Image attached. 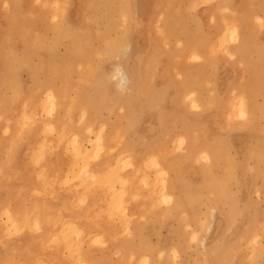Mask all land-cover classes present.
<instances>
[{"label": "rangeland", "instance_id": "1", "mask_svg": "<svg viewBox=\"0 0 264 264\" xmlns=\"http://www.w3.org/2000/svg\"><path fill=\"white\" fill-rule=\"evenodd\" d=\"M122 1L125 0H95V2L94 0H0V128H1L0 154L3 153V157H5L6 154L5 147L8 146L13 147V145L16 146L21 142L26 141L29 138V136L35 134V132L36 135L38 134L42 135V140L44 141L45 140L51 141L54 139L58 141H62V140H68L67 139L68 137L70 138L68 141L71 142L77 141L78 144H80L81 142L82 146L84 145V143H86V145L89 146L93 145L94 151H97V149L98 151H100L102 149L101 145L98 143V141L96 142L99 132L100 134H104V132L110 133L114 130V128L116 129L115 126L119 124H114V123L115 122L118 123L117 120L122 117L121 107L122 105L123 106L127 105V102L121 104V102L127 101V97L124 98L123 96L121 99L117 98L118 92L116 90L118 89L115 83L116 80L115 77H112L114 66L117 63H121V65L124 66L123 68L126 70V72L129 71L131 74L132 73L134 74L133 70L136 69V66L137 68L138 67H140L141 69L143 68L142 71L144 78L142 77L143 78V82H142L143 84H141L142 93H140L141 96L138 95L136 99L131 98L133 102L131 101V104H129V106L126 107L125 113L128 116V118L122 117L124 119L121 121L122 123L121 130L123 131L124 129H126L125 131L126 133L124 132V137H123L124 139L123 140L120 139V141L122 143L123 142L125 143V142H129V140H132L133 138H136L138 143H136L137 145L134 147L137 148V146L140 145V143L146 142L152 137L153 138L155 137L154 139H156L157 137V140H159L158 143L165 145L162 146L164 148H162V150L159 151V153L161 152L160 155H162L161 160L163 157H165V160H162V162L168 161L173 163L174 161L175 167H177L178 165L180 166V167L178 166L177 169L176 168L173 169V172L171 170L168 173L169 178H166L165 174L160 173L157 170L158 169L157 166L156 168H154L152 164H149L151 165V167L149 166L148 168L147 167L145 168L147 172L149 170L148 176L150 175L151 177V178L148 177L150 182V190L152 191V195L157 198L155 200L154 205L144 209L145 214L143 221H145L147 225H149L150 223V229L146 231L144 230L146 234L143 235V239L146 242L149 241L148 243H151L150 244L151 247L145 246L147 247V249L145 250L146 253L145 255L152 257L153 255L157 254V259H158L160 257L158 255L162 250V247L166 246L169 242H173V244L176 245L177 249H179L178 251L179 254L178 260L180 261L179 264H184L185 262H186L185 264H200V263L203 264L206 263L207 258H209L210 256L209 255L210 253H208L209 251L216 252L217 250L218 252H220L219 250H222V247L225 246L227 250H230L229 245L231 243V240L236 237L235 235L237 234V231H241L238 229L245 228L247 229L246 233L248 234V237L245 238L246 240L243 238L241 240H238L239 242L235 243L234 247L237 251L233 250L232 252L233 254H230L228 252L229 255H231V258L229 256V259H231V263L227 262L226 264H263L264 263V232H263L264 231V224H263L264 223V158L260 160L258 159L254 160L255 158H252V155L250 156V154L248 153L250 149L252 151L258 149L257 143L259 141L264 143V120H263L264 113L261 112L262 110L264 111V108L260 109V111L257 110L258 109L257 105L260 106L262 102L263 104H261V107L264 106V93H263L264 92L263 90L264 89V64H263L264 55H262L264 53L263 51L264 50V19H263L264 17L262 18V14H263L262 12L261 13L259 12L260 15L257 14L258 12H256V10L257 9L259 10V8H256L255 10V6L258 7L257 2H260V0H256V1L253 0L254 6L252 3L253 1L251 2L250 0H237L238 2L241 3L238 4L237 8L239 9L236 10L229 9L226 6L227 5L225 3L226 0L223 1L173 0L174 3L171 0H127L125 2ZM163 4H165L164 7ZM123 5L125 6V8L123 7ZM243 9L244 10L246 9L247 13H249V9H251L250 10L251 12L249 13L251 14V16H248L249 14H247L246 16V11H244ZM164 10L167 11L166 15H169V18L165 17V14L163 16L161 15V12L163 13ZM254 10L256 13L254 12ZM100 11H102V14H100ZM235 12L239 15V17L236 14L234 15ZM243 12L244 15H242ZM170 13H172V15H174L175 17L170 18ZM229 15L230 17L231 15L236 16V18L239 19L240 17L243 16L244 18L242 17V20L245 19V17H248L247 19L248 25L253 24L252 27L251 25L249 27L251 28L249 31V37H247V35L240 36V38L236 41L228 39L229 38L227 37L228 33L225 34V32H227L228 30L224 29V27H225V21L230 18ZM87 17L89 18L91 17V18L89 19ZM195 18L197 19L198 22L196 21ZM116 20H120L117 21L118 23L116 22L117 25L113 24L115 23ZM172 20H174L173 22L174 28L172 29L169 28V30L168 28L165 29L166 24L170 23ZM252 20L254 21V23ZM161 21H164V23H162ZM121 23H123L124 26H122ZM184 25L187 28L184 27ZM198 25H200L199 28H197ZM184 28L189 30L187 31L188 33H191L190 35L194 33L192 36L193 41L196 42V48L198 47L197 50L199 48L201 50L199 49L197 51L196 49H191V50L184 49L183 47L184 45H182L183 44L182 31ZM186 29L184 30L186 31ZM216 29L218 30V32L217 35H215L213 38L206 36L208 34L207 32ZM198 30L200 33L198 32ZM120 31L123 32L121 33ZM195 32L198 33V36L195 34ZM201 33L203 34V36H201L202 35ZM109 34L111 35L109 36ZM78 35H80L81 37ZM223 35L224 36L226 35L227 38L225 39ZM207 37H209L208 38V40L210 39L209 41L206 39ZM220 38L222 39L221 41H223L222 43L220 41ZM258 42L259 43L261 42V44H259ZM241 43L244 44V46L246 44L249 45L251 49L248 47L249 48V51L247 50L248 53H246L247 52L246 46L245 48L243 46V49L241 50ZM73 45L74 47H72ZM198 45H201V47ZM230 46L231 48H229ZM152 49L153 51H150ZM228 50L231 51L229 52ZM104 51H107L108 53L105 52L106 53L105 54ZM163 51L166 53H163ZM109 52L110 53L113 52V53L109 54ZM102 53L105 55H103ZM204 53L209 54L212 57H209L208 55L206 57V54ZM247 56H248V60H246ZM88 57L89 58L91 57L90 61L87 59ZM204 58L207 59L204 60ZM233 61L234 63H232ZM81 62H83V64ZM180 62L181 64H179ZM198 62L202 66L201 68L203 70V73L201 74L200 72H202V70H200L201 69L200 65L198 67L197 65ZM201 62L202 63L205 62L204 65H202ZM147 63H149V65H147ZM151 63L153 64L151 65ZM195 63L197 66L195 65ZM230 63L234 65L233 68L232 65H230ZM182 64H186L189 67L186 65L181 66ZM146 66H150V68L149 67L147 68ZM194 66L195 69L197 68V70H191L194 69ZM12 68H14V70ZM249 68L250 70H248ZM87 69L89 70L88 73H86ZM251 69L253 72L251 71ZM184 71L191 76V77L188 76L189 80L187 79L188 83L192 80L189 84L193 82L197 84L199 78L204 74L203 77H201L203 79V80L201 79L202 81L201 86L203 87L201 91V96H202L201 104L198 101L196 102L197 104H195L196 106H194L195 102L190 98L185 97L184 100L183 99L181 100V98L179 97L176 98V90L178 87L177 83L182 82V77L184 75V73L182 72ZM192 71L194 73H192ZM260 71L261 73H259ZM180 75H181V79H180ZM179 79L180 81H178ZM259 79L262 82H260ZM98 81L100 82V84H98L99 83ZM9 82L10 83L13 82V84L10 85ZM74 82L76 85L74 84ZM171 82L172 84H170ZM248 83L250 84L249 92L250 93L252 91L254 92V94L251 95V97L255 96L254 97L255 99H253V103L254 101L255 103L257 101L258 103V104L254 103V105H256L255 108H253L255 112L253 110H252L253 112H250L252 113L251 117L249 116L250 113L245 114L239 112L241 109L239 108L240 98H242V95H244V91H242L241 88L239 89V86L243 87V90H247L248 88L244 89V87H248L247 85ZM49 86L55 88V90L59 92L61 90V94L63 95L62 105L57 103L58 105L56 104H55L56 106L54 105L56 108L55 107L52 108V103L47 97L48 95L47 90L50 88ZM151 86L155 88L154 92L158 90L161 93V95H163L161 97L160 94L155 93L156 95H158V97L155 95V99L161 98L160 100H163V101H160L159 99L156 100V102H158L156 106H155L156 102L153 103L151 101L153 95H151V98L149 97V99H147V97L145 96V94L147 93V89L149 88L148 90H150ZM237 89H239V91ZM99 91H101V93H99ZM150 91H152V89ZM102 92L104 95L102 94ZM96 96L98 99L97 105H95ZM86 98H89L90 102L85 101ZM218 99H220L219 101H221L220 107H219V101H217ZM83 100L86 104L82 103ZM55 101L58 102L57 97ZM100 101L105 102V104H103ZM80 103H82V105ZM198 103L200 104L199 105L200 107L198 106ZM158 104L161 105L162 107L161 109H159L160 105ZM153 105L156 108L153 107ZM132 106H134V109L132 108ZM213 106L215 108H213ZM63 109L64 112H62ZM95 110H97V114L94 113L96 112ZM175 110L180 112L177 113ZM59 112H62V115L66 119L65 122H67L65 123L63 121L61 128L59 125H57V120H56L57 116L59 115ZM260 112L261 114H259ZM28 113L30 114L29 115L30 118L28 117ZM76 113H78L79 115V119H78L79 125L82 126L83 128L81 132H78L72 128L74 125L73 118L76 116ZM240 113L243 114V118L241 117L242 115ZM206 116L208 119L206 118ZM248 117L249 119L250 118L255 119L254 124L250 123L249 125H247L246 121ZM30 119L33 120L30 121ZM131 120L133 122L135 121L136 122L132 123ZM103 121H105L106 124L108 125L103 127L102 125ZM181 121L183 122L185 121L186 124L182 123ZM20 122H22V124ZM129 122L132 124H130ZM17 125L19 126V128ZM199 125L201 126V128ZM134 126H136V128ZM254 126H256V128H254ZM64 127L66 129L65 131H64ZM190 127L192 129L191 130L192 136L199 134L197 135V143H199L200 141L201 142L207 141L205 145L208 146L215 145L216 147H218V143L221 142L219 143V145H221V148L219 146L218 150L221 154L224 153L225 155L224 154L223 155L227 157V159L225 158L223 163H222V159H220L221 162L219 161V165H217L216 168L214 167L212 170H210L208 174L205 173L204 176L201 173V171H203L201 166L206 164L207 162L201 161L203 159L199 158L198 159L199 161L193 160L192 162H185L183 166L180 165L182 161V156H184L185 153V149H184L185 143L180 145L178 141V136L181 133H183L185 128H190ZM198 127L200 130H198ZM25 129H27V131ZM161 129H162L161 131L162 133L160 132ZM254 129L256 130L259 129V131H256L255 133L253 131ZM54 130L56 134L54 133ZM202 130L205 134L202 132ZM30 131L31 132L34 131V132L31 133ZM92 131H94L95 134L98 133V135L95 134L93 135L91 133ZM174 132L176 134H174ZM132 133H134V135ZM160 133L163 135H160ZM77 134L79 137L77 136ZM200 134H202L204 138ZM89 135H91L92 137L91 136L89 137ZM205 137L207 139H205ZM162 138L165 139L162 140ZM90 139H94L95 142L91 141ZM14 140L15 142H13ZM198 140L200 141L198 142ZM109 141L110 140L105 141L106 144L105 146L108 147V149L106 148L107 150L105 152L107 156L112 154L113 148L111 145H114L111 144L112 142L109 143ZM175 142L176 144H174ZM263 148H264V144H263ZM117 149L118 148L115 147V150ZM173 153L176 154L177 157ZM153 154L156 155V151H154ZM166 156H168L169 158L167 159ZM158 157L160 156L158 155ZM176 161L178 162L175 163ZM2 165L3 164L1 163L0 173H2V167H1ZM117 168H119L121 171L122 169H125L124 171H122L124 174L126 172L130 173L133 170V166L126 165V162L124 163L121 162V164L118 165ZM178 170L182 172L181 174L182 180L184 179L182 183L188 184L190 182L188 184L190 186H194L197 183L199 184L200 180L204 181L205 175L215 178V174L216 177H221L226 174L227 175L226 178L228 182V185L226 183V187L228 192H226L227 196L226 194L225 196L229 198L233 196L232 198H230L231 200H233V202H231L229 198L226 199L222 196L221 199L222 201L220 202L221 204L219 206L220 208H218L217 210L214 209L212 211V209H210V203H209L210 200H208L209 192L206 193V191H208V188H203L201 186L202 187L201 192L203 195L200 194L201 197L200 200L205 198L204 199L205 201L204 200L203 202L199 201V204L198 202L195 203L193 201L194 205L196 206H193V208H187V210L185 208V210H182L184 211V213H181L180 215L177 214L175 208L169 209L170 205L168 203L166 204V202L161 197L160 193L164 192L165 190L163 179L167 180V183H169L171 181L170 179L177 174ZM218 172L220 173L222 172L221 173L222 175ZM186 174L189 176H187ZM166 176L168 177L167 174ZM157 180L160 182L159 185H157V183H159L157 182ZM127 185L129 187L130 183ZM206 185L208 186V184ZM144 188L146 190V186L144 187L143 185V189ZM228 201H230V203ZM203 203H205L204 204L205 208ZM226 203L228 206L226 205ZM234 204L236 205L234 206ZM164 207L167 209H164ZM194 212L195 214L198 215V217H194L193 219L192 214H194ZM165 213L166 214L169 213V216H167ZM10 214L14 216L13 213L11 212L7 213V211L4 212L3 208L0 209V235H1L0 264H11V263L12 264H35V263L48 264L45 261L40 262L38 260V254H37L38 252L37 250L39 249L38 246H25L22 244L23 240H20L19 237V234L22 233V228L18 227L16 221L17 219L12 217ZM5 215L8 216H6L5 218ZM219 216L222 218L220 219ZM230 219L233 220V227L231 229H228L227 225L229 224ZM163 220L165 221L163 222ZM4 221L7 222L4 223ZM159 224L162 226V228L161 226H159ZM217 226L219 228H216ZM213 227H215L216 229H214ZM9 230L11 231L12 234L10 233ZM196 235H198V237ZM211 236L212 238H210ZM152 237H153V241H152ZM196 238L199 239L197 240ZM14 244L16 245L14 246ZM152 244H154L155 246L154 245L152 246ZM187 245L189 247H186ZM8 248L11 250H8ZM9 251L11 253H9ZM256 252L259 253V255H257ZM222 253L224 252L222 251ZM169 256L171 257L172 254L167 253V257ZM167 257H165V259ZM173 259L172 257L171 259H169L171 260L170 261L171 264H174ZM140 262H142V259L140 260ZM170 262L168 264H170Z\"/></svg>", "mask_w": 264, "mask_h": 264}, {"label": "bare ground", "instance_id": "2", "mask_svg": "<svg viewBox=\"0 0 264 264\" xmlns=\"http://www.w3.org/2000/svg\"><path fill=\"white\" fill-rule=\"evenodd\" d=\"M125 1H127V0H125ZM125 1H122V2H125ZM172 2H173V0H171ZM216 1H218V0H216ZM221 1H223V0H221ZM227 1V0H226ZM225 1V3L227 4H225L229 9H233V10H236V9H239V8H237V6H238V4L239 3H241V2H238L237 0H228L227 2ZM251 2L253 1V0H250ZM256 1V0H255ZM94 2H95V0H94ZM118 2V1H117ZM170 2V1H169ZM210 2V1H209ZM214 2V1H213ZM136 3V2H135ZM161 3V2H160ZM163 3V2H162ZM174 3V2H173ZM177 3V2H176ZM175 3V4H176ZM216 3V2H215ZM223 3V2H222ZM253 3V6H254V1L252 2ZM258 3V7H256L255 6V10H256V8H259V10L257 9L256 10V12H258L257 14H259V12L261 13H263L262 14V18L264 17V1L262 0H260V2H257ZM46 4V3H45ZM44 4V5H45ZM92 4V3H91ZM118 4V3H117ZM124 4V3H123ZM157 4H159V3H157ZM208 4V3H207ZM171 5V4H170ZM173 5V4H172ZM190 5V4H189ZM221 5V4H220ZM224 5V6H225ZM256 5V4H255ZM133 6V5H132ZM136 6V5H135ZM165 6V4H163V7ZM169 6V5H168ZM168 6H167V8H168ZM174 6V5H173ZM204 6V5H203ZM211 6V5H210ZM223 6V5H222ZM29 7V6H28ZM118 7V6H117ZM123 7L125 8V6L123 5ZM157 7V6H156ZM199 7V6H198ZM208 7V6H207ZM133 8V7H132ZM158 8V7H157ZM171 8V7H170ZM175 8V7H174ZM186 8V7H185ZM173 9V8H172ZM172 9H170V10H172ZM178 9V8H177ZM241 9V8H240ZM252 9H253V7H252ZM132 10V9H131ZM208 10V9H207ZM244 10V9H243ZM248 10V9H247ZM251 9H249V13L251 12L250 11ZM255 10H254V12H255ZM127 11V10H126ZM241 11V10H240ZM244 11H246V9L244 10ZM174 12V11H173ZM199 12V11H198ZM237 12H239V11H237ZM255 12V13H256ZM43 13V12H42ZM128 13V12H127ZM166 13H167V11L166 10H164V12L162 13L161 12V15L163 16L164 14H165V17H168L169 18V15H166ZM175 13V12H174ZM249 13H247V11H246V16H247V14H249ZM100 14H102V11H100ZM185 14V13H184ZM227 14V13H226ZM238 15L236 12L234 13V15ZM252 14H254V13H252ZM87 15V14H86ZM98 15H99V13H98ZM97 15V16H98ZM242 15H244V12H243V14ZM260 15V14H259ZM118 16V15H117ZM217 16H218V14H217ZM248 16H251V14H249ZM21 17V16H20ZM92 17V16H91ZM90 17V18H91ZM95 17H96V15H95ZM171 17H175L174 15H172V13H170V18ZM197 17V16H196ZM224 17H225V15H224ZM229 17H230V15H229ZM238 17H239V15H238ZM243 17V16H242ZM242 17H240V19L239 18H236V16H232L231 15V17L229 18V19H227L226 21H225V27H224V29H226V30H228L227 32H225V34L226 33H228L227 34V37H229L228 39H231V40H233V41H236V40H238L239 38H240V36H246L247 35V37H249V31H250V29L251 28H249L250 27V25L251 24H249L248 25V17H245V19H243L242 20ZM87 18H89V17H87ZM89 18V19H90ZM94 18V17H93ZM92 18V19H93ZM164 18V17H163ZM180 18V17H179ZM188 18V17H187ZM244 18V17H243ZM55 19V18H54ZM118 19H119V17H118ZM133 19V18H132ZM155 19V18H154ZM184 19V18H183ZM189 19V18H188ZM190 19H191V16H190ZM194 19V18H193ZM196 19V18H195ZM264 19V18H263ZM262 19V20H263ZM63 20V19H62ZM94 20V19H93ZM161 20V19H160ZM175 20V19H174ZM174 20H172L170 23H168V24H166V28L165 29H167L168 28V30H169V28L170 29H172V28H174ZM89 21V20H88ZM117 21H120V20H116L115 21V23H113V24H116V22ZM128 21V20H127ZM196 21H197V19H196ZM253 21V20H252ZM162 23H164V21H161ZM198 22V21H197ZM260 22V21H259ZM118 23V22H117ZM184 23V22H183ZM222 23V22H221ZM253 23H254V21H253ZM111 24H112V22H111ZM122 24V26H124V24L123 23H121ZM127 24V23H126ZM185 24V23H184ZM199 24V23H198ZM209 24V23H208ZM110 25V24H109ZM117 25V24H116ZM115 25V26H116ZM168 25V26H167ZM178 25V24H177ZM187 25V24H186ZM129 26V25H128ZM162 26V25H161ZM182 26V25H181ZM189 26V25H188ZM199 26L200 25H198V27L197 28H199ZM253 26V24L251 25V27ZM126 27V26H125ZM150 27V26H149ZM183 27V26H182ZM184 27H186L185 25H184ZM206 27V26H205ZM222 27V26H221ZM108 28H110V27H108ZM112 28V27H111ZM114 28V27H113ZM123 28V27H122ZM187 28V27H186ZM186 28H184V29H186ZM69 29V28H68ZM75 29V28H74ZM124 29V28H123ZM177 29V28H176ZM175 29V30H176ZM183 29V31H182V33H183V35H182V37H183V44L182 45H184L183 47H184V49L185 50H191V49H196L197 50V48H196V42L195 41H193V34L192 35H190L191 33H188V29H186V31H187V33H186V31ZM193 29V28H192ZM191 29V30H192ZM67 30V29H66ZM207 30V29H206ZM129 31V30H128ZM164 31H166V30H164ZM196 31V30H195ZM60 32V31H59ZM72 32V31H71ZM121 33L123 32V31H120ZM119 32V33H120ZM193 32V31H192ZM198 32H199V30H198ZM217 32H218V30L216 29V30H210V32H207L208 34L206 35V36H209L210 38H213L215 35H217ZM200 33V32H199ZM163 34H164V32H163ZM195 34L198 36V33H196L195 32ZM202 34V33H201ZM200 34V35H201ZM111 34H109V36H110ZM119 35V34H118ZM219 35V34H218ZM37 36V35H36ZM78 36H80V35H78ZM104 36H106V35H104ZM113 36V35H112ZM125 36H126V33H125ZM165 36V35H164ZM189 36H191L192 37V39H191V37H189ZM201 36H203V34L201 35ZM205 36V35H204ZM224 36V35H223ZM69 37V36H68ZM81 37V36H80ZM209 37H207L206 39L208 40V38ZM226 37V35L224 36V38L226 39L227 38ZM195 38V37H194ZM197 38V37H196ZM205 39V40H206ZM216 39V38H215ZM167 40V39H166ZM210 40V39H209ZM208 40V41H209ZM222 39L220 38V41H221ZM72 41H74V40H72ZM117 41H118V39H117ZM214 42V41H213ZM212 42V43H213ZM223 41H221V43H222ZM199 43H200V41H199ZM198 43V44H199ZM209 43V42H208ZM210 43H211V41H210ZM215 43V42H214ZM225 43V42H224ZM247 43V42H246ZM249 43V42H248ZM259 43V42H258ZM259 44H261V42L259 43ZM118 45H119V43H118ZM117 45V46H118ZM122 46V45H121ZM124 46V45H123ZM171 46V45H170ZM198 46H200L201 47V45H198ZM209 46V45H208ZM232 46H233V44H232ZM243 46H244V44H242L241 43V50L243 49ZM246 46V51L248 50L249 51V45H245ZM245 46H244V48H245ZM259 46V45H258ZM263 46V45H262ZM72 47H74V45L72 46ZM128 47V46H127ZM175 47V46H174ZM221 47V46H220ZM249 47V48H248ZM261 47V46H260ZM104 48V47H103ZM111 48V47H110ZM160 48V47H159ZM165 48V47H164ZM204 48V47H203ZM207 48V47H206ZM229 48H231V46L229 47ZM234 48V47H233ZM238 48V47H237ZM255 48H257V47H255ZM263 48V47H262ZM96 49V48H95ZM106 49H107V47H106ZM112 49V48H111ZM124 49V48H123ZM200 49V48H199ZM198 49V50H199ZM251 49V48H250ZM253 49V48H252ZM261 49V48H260ZM77 50V49H76ZM102 50H104V49H102ZM197 50V51H198ZM201 50V49H200ZM7 51V50H6ZM71 51V50H70ZM99 51V50H98ZM108 51H109V49H108ZM150 51H153V49L152 50H150ZM196 51V52H197ZM208 51V50H207ZM229 51V50H228ZM231 51V50H230ZM229 51V52H230ZM233 51V50H232ZM236 51H237V49H236ZM245 51V52H246ZM248 51L246 52V53H248ZM258 51V50H257ZM264 51V50H263ZM92 52V51H91ZM100 52H101V49H100ZM105 52H107V51H104V53ZM114 52V51H113ZM112 52V53H113ZM155 52V51H154ZM188 52V51H187ZM234 52H235V50H234ZM245 52H243V53H245ZM108 53V52H107ZM112 53H110L109 52V54H112ZM152 53V52H151ZM163 53H166V52H164L163 51ZM207 53V52H206ZM206 53H204V54H206ZM103 54V53H102ZM101 54V55H102ZM106 54V53H105ZM105 54H103V55H105ZM185 54V53H184ZM199 54V53H198ZM203 54V55H204ZM214 54H216V53H214ZM255 54V53H254ZM262 54V53H261ZM91 55V54H90ZM179 55V54H178ZM207 55L209 56V57H212V56H210L209 54H206V57H207ZM262 55H264V53L262 54ZM89 56V55H88ZM149 56V55H148ZM153 56V55H152ZM258 56H259V54H258ZM154 57V56H153ZM191 57V56H190ZM245 57V56H244ZM243 57V58H244ZM263 57V56H262ZM86 58V57H85ZM85 58H84V60H85ZM91 58V57H90ZM89 57L87 58L89 61L91 60ZM148 58V57H147ZM152 58V57H151ZM201 58H202V56H201ZM237 58V57H236ZM247 59L246 60H248V56L246 57ZM6 59V58H5ZM156 59V58H155ZM199 59V58H198ZM205 59H207V58H204V60ZM212 59V58H211ZM261 59V58H260ZM84 60H83V62H84ZM190 60V59H189ZM196 60V59H195ZM208 60H210V59H208ZM215 60V59H214ZM230 60V59H229ZM237 60V59H236ZM241 60V59H240ZM239 60V61H240ZM184 61H185V59H184ZM187 61V60H186ZM235 61V60H234ZM234 61L232 62V63H234ZM83 62H81L82 64H83ZM152 62H153V60H152ZM195 62V61H194ZM248 62V61H247ZM193 63V62H192ZM199 63V62H198ZM197 63V65H198V67H199V65H200V63L198 64ZM202 63V62H201ZM205 63V62H204ZM204 63H202V65H204ZM207 63V62H206ZM215 63V62H214ZM81 64V65H82ZM153 63H151V65H152ZM157 64V63H156ZM179 64H181V62L179 63ZM179 64H177V65H179ZM191 64V63H190ZM223 64V63H222ZM264 64V63H263ZM262 64V65H263ZM8 65V64H7ZM58 65V64H57ZM94 65V64H93ZM136 65H138V64H136ZM143 65V64H142ZM147 65H149V63H147ZM150 65V66H151ZM158 65V64H157ZM184 65H186V64H182L181 66H184ZM193 65V64H192ZM195 65H196V63H195ZM196 65V66H197ZM208 65V64H207ZM206 65V66H207ZM230 65H232L231 63H230ZM238 65V64H237ZM241 65V64H240ZM150 66H146L147 68L149 67L150 68ZM186 66H188V65H186ZM205 66V67H206ZM213 66V65H212ZM233 66L234 65H232V68H233ZM7 67H9V66H7ZM94 67V66H93ZM124 66H122L121 65V63H117L115 66H114V71L112 72V77H115V83H116V87H117V89L118 90H116L117 92H118V99H121L123 96H124V98L125 97H127V101H123V102H121V104L122 103H124V102H127V105H125V106H123L122 105V107H121V113H122V117H124V118H128V116L126 115V107L127 106H129V104H131V101H132V99L134 98V99H136V97H138V95H140V93H142L141 91V84H143L142 82H143V68L141 69L140 67H138L137 68V66H136V69L135 70H133L134 71V74L132 73H130L129 71H127L126 72V70L123 68ZM189 67V66H188ZM191 67V66H190ZM202 66L200 65V68H201ZM208 67V66H207ZM236 67V66H235ZM80 68V67H79ZM178 68V67H177ZM192 68V67H191ZM242 68V67H241ZM252 68V67H251ZM13 70H14V68H12ZM141 69V70H140ZM204 69V68H203ZM191 70H197V68L195 69V66H194V69H191ZM200 70H202V68L200 69ZM234 70H236V69H234ZM233 70V71H234ZM248 70H250V68L248 69ZM262 70H263V68H262ZM261 70V71H262ZM88 69H87V72L86 73H88ZM180 71V70H179ZM187 71V70H186ZM189 71H190V69H189ZM251 71H252V69H251ZM251 71H250V74H251ZM261 71L259 72V73H261ZM239 72V71H238ZM253 72V71H252ZM12 73H13V71H12ZM59 73H61V72H59ZM90 73V72H89ZM92 73V72H91ZM182 73H184V75H183V77H182V82L181 83H177L178 84V87H177V90H176V98L177 97H179V98H181V100L183 99H185V97L186 98H190V99H192L195 103H194V106H196L195 104H197L196 102H198L199 101V103L201 104L202 103V101H201V99H202V96H201V91H202V81H201V77H203V75L201 76L200 74L201 73H203V70H202V72H200V78H199V81H197V84L195 83V82H193V83H191V84H189L188 83V76H190V75H188L185 71L184 72H182ZM190 73V72H189ZM192 73H194L193 71H192ZM205 73V72H204ZM212 73V72H211ZM257 73V72H256ZM148 74V73H147ZM180 74H181V72H180ZM191 74V73H190ZM221 74V73H220ZM239 74V73H238ZM258 74V73H257ZM13 75V74H12ZM194 75V74H193ZM192 75V76H193ZM10 76H11V74H10ZM9 76V77H10ZM147 76V75H146ZM198 76V75H197ZM2 77H5V76H2ZM143 77V78H142ZM191 77V76H190ZM251 77V76H250ZM15 78V77H14ZM147 78V77H146ZM155 78V77H154ZM193 78V77H192ZM192 78H190V79H192ZM8 79H11V78H8ZM85 79V78H84ZM84 79H83V81H84ZM148 79V78H147ZM180 79H181V75H180ZM180 79L178 80V81H180ZM188 79V80H187ZM211 79V78H210ZM231 79V78H230ZM16 80V79H15ZM89 80H90V78H89ZM102 80H104V79H102ZM101 80V81H102ZM146 80V79H145ZM175 80V79H174ZM203 80V79H202ZM228 80V79H227ZM5 81V80H4ZM8 81V80H7ZM9 81H11V80H9ZM162 81V80H161ZM259 81H260V79H259ZM14 82V81H13ZM13 82H9V84L11 85V84H13ZM99 82V81H98ZM165 82V81H164ZM258 82V81H257ZM256 82V83H257ZM260 82H262V81H260ZM175 83V82H174ZM250 83V82H249ZM247 84L248 85V87H244V89L245 88H248L247 90H243V87H240L239 86V89L241 88V90L242 91H244V95H242V98H240V103H239V108H241L240 109V111L239 112H241V113H245V114H248V113H250V112H255V110H253V108H255V106L256 105H254V103H255V101H254V103H253V99H255L254 97H251V95L252 94H254V92L252 91L251 93L249 92V86H250V84ZM74 84H75V82H74ZM98 84H100V82L98 83ZM166 84V83H165ZM170 84H172V82L170 83ZM217 84H218V82H217ZM76 85V84H75ZM75 85H72V86H75ZM80 85V84H79ZM162 85V84H161ZM221 85V84H220ZM100 86V85H99ZM105 86V85H104ZM171 86V85H170ZM174 86V85H173ZM213 86V85H212ZM50 87V86H49ZM237 87V86H236ZM57 88V87H56ZM148 88V87H147ZM168 88V87H167ZM205 88V87H204ZM213 88V87H212ZM60 89V88H59ZM74 89V88H73ZM99 89H100V87H99ZM149 89V88H148ZM147 89V93L145 94V96L147 97V99H149V97L151 98V95H153L152 96V98H151V101L154 103V102H156V100H160L161 98H157V99H155V95L158 93V94H160L161 95V93L158 91H156V92H154L155 91V88L154 87H152L151 86V88H150V90L152 89V91H150V90H148ZM161 89V88H160ZM222 89H224V88H222ZM239 89H237L238 91H239ZM76 90V89H75ZM79 90H80V88H79ZM104 90H105V88H104ZM104 90H103V92H104ZM165 90H166V88H165ZM264 90V89H263ZM65 91H67V90H65ZM149 91V92H148ZM103 92H102V94H103ZM145 92V91H144ZM151 92V93H150ZM241 92V91H240ZM47 93H48V95H47V97H48V99L50 100V102L52 103V108H54L56 105H58L57 103H59V104H61L62 105V102H63V95L61 94V90H60V92L59 91H57V90H55V88H53V87H50L48 90H47ZM79 93V92H78ZM99 93H101V91H99ZM156 93V94H155ZM170 93H172V92H170ZM175 93V92H174ZM219 93V92H218ZM239 93V92H238ZM264 93V92H263ZM67 94V93H66ZM163 94V93H162ZM33 95V94H32ZM99 95V94H98ZM104 95V94H103ZM159 95V96H160ZM141 96V95H140ZM157 97H158V95H156ZM163 95H161V97H162ZM56 97L58 98V102H56L55 101V99H56ZM107 97V96H106ZM145 97V98H146ZM241 97V96H240ZM67 98V97H66ZM132 98V99H131ZM164 98V97H163ZM205 98V97H204ZM212 98V97H211ZM263 98V97H262ZM32 99V98H31ZM65 99V98H64ZM117 99V100H118ZM137 99H139V98H137ZM221 99V98H220ZM220 99H218L217 101H219ZM97 96H96V103H95V105H97L98 104V102H97ZM106 100V99H105ZM129 100V101H128ZM187 100V99H186ZM209 100V99H208ZM37 101V100H36ZM85 101H88V102H90V100H89V98H86L85 99ZM147 101V100H146ZM160 101H163V100H160ZM205 101V100H204ZM39 102V101H38ZM56 102V103H55ZM67 102V101H66ZM100 102H102V101H100ZM99 102V103H100ZM114 102V101H113ZM119 102H120V100H119ZM133 102V101H132ZM183 102V101H182ZM220 102L221 101H219V107H220ZM223 102V101H222ZM238 102V101H237ZM82 103H85L84 102V100H83V102ZM82 103H80L81 105H82ZM103 104H105V102H102ZM117 103V102H116ZM157 103L158 102H156L155 103V106L157 105ZM159 103H161V102H159ZM198 103V106L200 105ZM209 103H210V101H209ZM256 103H257V101H256ZM255 103V104H256ZM30 104V103H29ZM34 104V103H33ZM45 104V103H44ZM48 104V103H47ZM56 104V105H55ZM79 104V105H80ZM86 104V103H85ZM150 104V103H149ZM177 104H178V101H177ZM180 104V103H179ZM232 104V103H231ZM258 104V103H257ZM261 104H263V102L261 103ZM261 104H260V106H258L257 105V107H258V109L257 110H259L260 111V109H262V108H264V106L263 107H261ZM55 105V106H54ZM66 105V104H65ZM78 105V106H79ZM112 105V104H111ZM158 105H160V104H158ZM172 105V104H171ZM181 105V104H180ZM210 105H212V104H210ZM46 106V105H45ZM77 106V107H78ZM152 106V105H151ZM154 105H153V107H155ZM206 106H208V105H206ZM30 107H31V105H30ZM47 107V106H46ZM65 107V106H64ZM101 107V106H100ZM103 107V106H102ZM112 107V106H111ZM158 107V106H157ZM171 107V106H170ZM177 107V106H176ZM178 107H180V106H178ZM183 107V106H182ZM200 107V106H199ZM218 107V106H217ZM260 107V108H259ZM49 108H50V106H49ZM56 108V107H55ZM97 108V107H96ZM132 108L134 109V106H132ZM156 108V107H155ZM162 107H161V105H160V108L159 109H161ZM208 108V107H207ZM206 108V109H207ZM213 108H215L214 106H213ZM16 109V108H15ZM26 109V108H25ZM70 109H71V107H70ZM94 109V108H93ZM132 109V110H133ZM170 109V108H169ZM168 109V110H169ZM183 109V108H182ZM189 109V108H188ZM210 109V108H209ZM208 109V110H209ZM77 110V109H76ZM163 110V109H162ZM219 110V109H218ZM253 110V111H252ZM256 110V111H257ZM12 111H14V110H12ZM27 111V110H26ZM86 111V110H85ZM96 112H94V113H96L97 114V110H95ZM124 111V112H123ZM134 111V110H133ZM166 111V110H165ZM177 113H179L177 110H175ZM174 111V112H175ZM185 111V110H184ZM213 111V110H212ZM11 112V111H10ZM9 112V113H10ZM18 112V111H17ZM62 112H64V109H63V111ZM172 112V111H171ZM170 112V113H171ZM219 112V111H218ZM262 113H264V111L262 110L261 111ZM261 112L259 113V114H261ZM135 113V112H134ZM143 113V112H142ZM173 113V112H172ZM177 113H175V114H177ZM186 113V112H185ZM240 113V114H241ZM70 114V113H69ZM77 114V113H76ZM86 114V113H85ZM93 114V113H92ZM119 114V113H118ZM153 114V113H152ZM162 114V113H161ZM160 114V115H161ZM220 114V113H219ZM258 114V113H257ZM256 114V115H257ZM258 114V115H259ZM29 113H28V117H29ZM46 115V114H45ZM53 115V114H52ZM73 115V114H72ZM133 115V114H132ZM169 115V114H168ZM185 115V114H184ZM183 115V116H184ZM242 115V116H241ZM240 116L243 118V114H241ZM5 116V115H4ZM35 116V115H34ZM38 116V115H37ZM75 116V115H74ZM86 116V115H85ZM84 116V117H85ZM96 116V115H95ZM135 116V115H134ZM245 116V115H244ZM250 117L252 116V113H250V115H249ZM255 116V115H254ZM31 117H32V114H31ZM42 117V116H41ZM70 117V116H69ZM72 117V116H71ZM99 117V116H98ZM103 117V116H102ZM120 118V119H118L117 121H118V123H114V124H119V125H117V126H115L116 127V129L114 128V130L112 131V132H110V133H106V132H104V134H100V132H99V135H98V133L97 134H95L94 133V131H92L91 133L94 135H98L97 137V139H96V142L98 141V143L101 145V150H104V148L106 147L105 145V141H108V140H110L109 141V143H111V144H114V145H111L112 146V148H113V152H112V154L111 155H109L108 157V165L107 166H104V168H102L101 169V171L99 172V171H97V172H95V171H89V172H87V180L89 181L90 180V182H93V184H95V186L96 187H102V190L104 191V193H105V195H104V199H105V201L107 202L108 201V203L102 208V211L104 210V213H105V211H106V214H107V216H113V210H114V208H113V210H112V207H113V205H112V202L113 201H116V200H118V210L120 211H123V209H124V207H125V203L127 202V199L126 198H123V196L124 195H126L127 194V189H128V185L127 184H129L130 183V191H129V195H133L135 198L136 197H139L140 199H141V204H139L138 205V207H137V209L135 210V212H136V216L134 217V218H126L125 219V225H126V234H127V239H128V241L126 242V245L124 244V245H121V246H117L116 247V249H115V253L117 254V260L114 262V264H168L171 260H169V259H171V257H172V259H173V257H174V259H173V263L174 264H179L180 263V261L178 260L179 258V254H178V251H179V249H177V247H176V245L175 244H173V242H167L168 244L166 245V246H164V247H162V250L160 251V253H159V255L158 256H160L158 259H157V254H155V255H153L152 257L151 256H147V255H145L146 253H145V250L147 249V247H145V246H148V247H151V243H148V242H146L144 239H143V235L141 234L142 233V228L143 227H145V226H142V224L143 223H141V224H139V226H137L136 225V223H135V221L137 220V219H144V209H146V208H148V207H150V206H152V205H154V203H155V200L157 199L156 197H154L153 195H152V191L150 190V182H149V179H148V177H150V175L148 176V174H149V170H148V172L145 170V168L147 167H151V165H149V164H152V166L154 167V168H156V166H157V170L160 172V173H162V174H165V177L166 178H169V172L172 170V172H173V169H177V167L179 166H177V167H175V164H174V161H173V163H171V162H168V161H163L162 162V160H165V157H163L162 158V160H161V157H162V155H160V153H159V151L160 150H162V148H164V147H162V146H165V145H162L161 143L159 144L158 143V141L159 140H157V137H156V139H154L153 137L152 138H150L148 141H146V142H143V143H140V145H138L137 146V148L136 147H134V146H136L137 144L136 143H138L137 142V139L136 138H129V139H132V140H129V142H121L120 141V139L121 140H123L124 138V132L126 131V129H124L123 131L121 130L122 129V123H121V121L124 119V118ZM132 117V116H131ZM136 117V116H135ZM168 117V116H167ZM175 117V116H174ZM5 118V117H4ZM30 118V117H29ZM50 118V117H49ZM65 118V117H64ZM81 118H82V116H81ZM130 118V117H129ZM137 118V117H136ZM176 118V117H175ZM206 118H207V116H206ZM206 118H204V119H206ZM259 118V117H258ZM25 119V118H24ZM23 119V120H24ZM134 119V118H133ZM200 119V118H199ZM208 119V118H207ZM210 119H212V118H210ZM222 119V118H221ZM11 120H13V119H11ZM33 119H30V121H32ZM62 120V119H61ZM81 120V119H80ZM92 120V119H91ZM104 120V119H103ZM137 120V119H136ZM140 120V119H139ZM159 120V119H158ZM192 120V119H191ZM197 120V119H196ZM202 120V119H201ZM216 120V119H215ZM219 120H220V118H219ZM242 120V119H241ZM254 120L255 119H253V118H250L249 119V117H248V119H247V125H249L250 123L251 124H254ZM260 120V119H259ZM264 120V119H263ZM28 121H29V119H28ZM38 121V120H37ZM51 121V120H50ZM64 121V120H63ZM82 121V120H81ZM106 121V120H105ZM105 121H103V123H102V125H103V127H105L106 125H108V124H106V122ZM160 121V120H159ZM162 121V120H161ZM211 121V120H210ZM214 121V120H213ZM244 121V120H243ZM2 122H3V120H2ZM25 122V121H24ZM34 122V121H33ZM33 122H32V124H33ZM65 122V121H64ZM95 122V121H94ZM131 122L132 123H135V122H133L132 120H131ZM182 123H185L186 124V122L184 121H181ZM206 122V121H205ZM245 122V121H244ZM245 122V123H246ZM13 123V122H12ZM21 124H22V122H20ZM65 123H67V122H65ZM73 123V122H72ZM71 123V124H72ZM108 123V122H107ZM130 123V122H129ZM132 123H130V124H132ZM162 123V122H161ZM165 123V122H164ZM190 123V122H189ZM188 123V124H189ZM15 124H16V122H15ZM86 124V123H85ZM156 124V123H155ZM168 124H169V122H168ZM178 124V123H177ZM206 124V123H205ZM204 124V125H205ZM31 125V124H30ZM66 125H68V124H66ZM129 125V124H128ZM192 125V124H191ZM194 125V124H193ZM213 125V124H212ZM236 125V124H235ZM14 126V125H13ZM18 126V125H17ZM127 126V125H126ZM130 126V125H129ZM128 126V127H129ZM158 126V125H157ZM166 126H168V125H166ZM200 126V125H199ZM217 126V125H216ZM233 126V125H232ZM242 126V125H241ZM10 127V126H9ZM23 127V126H22ZM29 127V126H28ZM28 127H26V128H28ZM67 127V126H66ZM84 127V126H83ZM113 127H114V125H113ZM121 127V128H120ZM128 127H125V128H128ZM135 128H136V126H134ZM184 127V126H183ZM18 128H19V126H18ZM18 128H16V129H18ZM24 128V127H23ZM108 128V127H107ZM160 128V127H159ZM200 128H201V126H200ZM203 128V127H202ZM218 128V127H217ZM254 128H256V126H254ZM1 129V128H0ZM83 129V128H82ZM102 129V128H101ZM147 129V128H146ZM204 129V128H203ZM26 131H27V129H25ZM33 130V129H32ZM66 129H65V127H64V131H65ZM68 130V129H67ZM69 130H71V129H69ZM73 130V129H72ZM88 130H90V129H88ZM105 130V129H104ZM138 130V129H137ZM165 130V129H164ZM164 130H163V132H164ZM172 130V129H171ZM170 130V131H171ZM191 127L190 128H185V130L183 131V133H181L179 136H178V141H179V143H180V145L181 144H183V143H185V147H184V149H185V153H184V156H182V161H181V166H183L184 164H185V162H192L193 160H198L199 158L200 159H203V160H201V161H206L207 163L206 164H204V165H202L201 166V168L203 169V171H201V173H202V175L204 176V174L205 173H209V171L210 170H212L214 167L216 168V166L217 165H219V161H220V159H222V163H223V161L225 160V158L227 159V157H225L223 154H221L220 152H219V146H220V148H221V145H219V143H221V142H219L218 143V147H216L215 145H205V143H207V141L206 142H201L200 140H198V142L199 143H197V135H199V134H196L195 136H192L191 135ZM198 130H200L199 129V127H198ZM205 130V129H204ZM218 130V129H217ZM247 130V129H246ZM15 131V130H14ZM13 131V132H14ZM24 131V130H23ZM35 131V130H34ZM34 131H32V132H34ZM129 131V130H128ZM139 131V130H138ZM157 131H158V129H157ZM162 131V129L160 130V132ZM166 131H168V130H166ZM194 131H195V129H194ZM210 131V130H209ZM212 131V130H211ZM255 133H256V131H259V129H254L253 130ZM31 132V131H30ZM31 132V133H32ZM39 132V131H38ZM137 132V131H136ZM140 132V131H139ZM181 132V131H180ZM197 132V131H196ZM200 132V131H199ZM202 132H203V130H202ZM6 133V132H5ZM46 133H47V130H46ZM54 133H55V130H54ZM59 133V132H58ZM126 133V132H125ZM156 133V132H155ZM154 133V134H155ZM162 133V132H161ZM160 133V135H163V134H161ZM168 133V132H167ZM204 133V132H203ZM219 133H221V132H219ZM1 134V133H0ZM9 134V133H8ZM22 134V133H21ZM50 134V133H49ZM56 134V133H55ZM89 134H90V132H89ZM130 134V133H129ZM133 135H134V133H132ZM140 134V133H139ZM169 134V133H168ZM174 134H176L175 132H174ZM178 134V133H177ZM205 134V133H204ZM208 134V133H207ZM258 134V133H257ZM29 135V134H28ZM35 135H36V132H35ZM39 135V134H38ZM63 135V134H62ZM201 136H202V134H200ZM211 135V134H210ZM210 135H208V136H210ZM220 135V134H219ZM1 136V135H0ZM59 136V135H58ZM66 136V135H65ZM77 136H78V134H77ZM83 136V135H82ZM91 135H89V137H90ZM156 136H158V135H156ZM169 136V135H168ZM200 136V137H201ZM205 136V135H204ZM8 137V136H7ZM10 137V136H9ZM40 137H41V135H40ZM39 137V138H40ZM54 137V136H53ZM61 137H63V136H61ZM67 137V136H66ZM72 137V136H71ZM79 137V136H78ZM92 137V136H91ZM131 137V136H130ZM163 137V136H162ZM167 137V136H166ZM203 137V136H202ZM60 138V137H59ZM83 138V137H82ZM96 138V137H95ZM147 138V137H146ZM161 138V137H160ZM204 138V137H203ZM217 138V137H216ZM16 139V138H15ZM67 139L69 140L70 138H68L67 137ZM165 138H162V140H164ZM168 139V138H167ZM205 139H207L206 137H205ZM204 139V140H205ZM211 139V138H210ZM20 140V139H19ZM37 140V139H36ZM35 140V141H36ZM78 140V139H77ZM91 141H93V142H95L94 141V139H90ZM139 140V139H138ZM169 140V139H168ZM34 141V142H35ZM44 141V140H43ZM157 141V142H156ZM166 141V140H165ZM13 142H15V140L13 141ZM37 142V141H36ZM35 142V143H36ZM47 141L45 140V143L44 144H46L47 146H48V143H46ZM8 143V142H7ZM73 143H75V148L77 147L76 146V144L78 145V143H77V141L76 142H73ZM91 143V142H90ZM97 143V144H98ZM246 143V142H245ZM92 144V143H91ZM165 144H167V143H165ZM174 144H176V142L174 143ZM222 144H223V141H222ZM248 144V143H247ZM263 142H258L257 143V145H258V149L257 150H254V151H252L251 149L248 151V153L250 154V156L252 155V158H255L254 160H256V159H258V160H260V159H263L264 158V148H263ZM8 145V144H7ZM7 145H5V146H7ZM46 145L45 146H43V147H45L46 148ZM69 145V144H68ZM67 145V146H68ZM161 145V146H160ZM170 145V144H169ZM14 147H15V145H13ZM51 146H52V144H51ZM80 146H81V142H80ZM84 146V145H83ZM82 146V147H83ZM87 146V145H86ZM174 146V145H173ZM4 147V146H3ZM50 147V146H49ZM78 147H79V145H78ZM88 147V146H87ZM93 149H94V147H93V145L91 146ZM115 147H117L118 149L117 150H115ZM13 148V147H12ZM27 148H29V147H27ZM73 148V147H72ZM84 148V147H83ZM107 149H108V147H106ZM3 149V148H2ZM69 149H71V146H70V148ZM68 149V150H69ZM92 149V150H93ZM106 149V150H107ZM231 149V148H230ZM101 150L100 151H98V149H97V151H94V155H95V153H96V155H99L100 153H101ZM106 150L105 151H103V152H106ZM11 151H12V149H11ZM19 151V150H18ZM50 151H52V149L50 150ZM74 151H76L75 149H74ZM74 151H72V154H75L76 155V153L74 152ZM154 151H156V155L155 154H153V152ZM47 152H49V151H47ZM67 152V151H66ZM92 153H93V151H91ZM102 152V153H103ZM167 152V151H166ZM18 153V152H17ZM91 153V154H92ZM163 153V152H162ZM63 154V153H62ZM88 154V153H87ZM90 154V155H91ZM174 154V153H173ZM173 154H172V156H173ZM11 155H12V153H11ZM10 155V156H11ZM45 155V154H44ZM64 155V154H63ZM81 155V154H80ZM102 154H100V156H101ZM158 155L160 156V157H158ZM166 155H168V154H166ZM174 155H176V154H174ZM180 155V154H179ZM232 155V154H231ZM30 156V155H29ZM49 156V155H48ZM68 156V155H67ZM79 157V155L77 154L75 157ZM89 156V155H88ZM103 156V155H102ZM156 156V157H155ZM16 157V156H15ZM47 157V156H46ZM63 157V156H62ZM77 157V158H78ZM92 157V156H91ZM96 156H94V158H95ZM99 157V156H98ZM97 157V158H98ZM154 157H155V159H154ZM176 157H177V155H176ZM82 158V157H81ZM87 158V157H86ZM166 158L168 159L169 157L168 156H166ZM181 158V157H180ZM29 159V158H28ZM84 159H85V157H84ZM92 159V158H91ZM174 159H176V158H174ZM173 159V160H174ZM25 160V159H24ZM60 160V159H59ZM87 160H88V158H87ZM93 160V159H92ZM178 160H179V158H178ZM4 161V160H3ZM10 161V160H9ZM82 161H83V159H82ZM199 161V160H198ZM5 162V161H4ZM58 162V161H57ZM121 162H126V165H131V166H133V170L129 173H123L122 171H124L125 169H122V171L119 169V168H117V166L118 165H120L121 164ZM178 161H176L175 163H177ZM221 162V161H220ZM256 162V161H255ZM53 163V162H52ZM80 163V162H79ZM91 163V162H90ZM2 164H4V163H2ZM31 164V163H30ZM40 163H38L37 165H39ZM64 164H66V163H64ZM63 164V165H64ZM89 164V163H88ZM102 164V163H101ZM8 165V164H7ZM23 165V164H22ZM78 165V164H77ZM76 165V166H77ZM252 165V164H251ZM44 166V165H43ZM100 166V165H99ZM98 166V167H99ZM42 167V166H41ZM75 167V166H74ZM125 167V166H124ZM124 167H122V168H124ZM180 167V166H179ZM200 167V166H199ZM6 168H8L7 166H6ZM12 168V167H11ZM10 168V169H11ZM36 168V167H35ZM72 168H73V166H72ZM129 168H130V166H129ZM28 169V168H27ZM76 169V168H75ZM78 169V168H77ZM76 169V170H77ZM88 169L90 170L91 169V167L90 168H88L87 167V171H88ZM100 169V168H99ZM200 169V168H199ZM8 170V169H7ZM14 170V169H13ZM32 170V169H31ZM48 170V169H47ZM94 170V169H93ZM156 170V171H157ZM205 170V171H204ZM222 170V169H221ZM220 170V171H221ZM252 170V169H251ZM8 171H10V170H8ZM35 171V170H34ZM54 171H56V170H54ZM60 171V170H59ZM121 171V172H120ZM129 171V170H128ZM154 171H155V169H154ZM224 171V170H223ZM254 171V170H253ZM1 172V171H0ZM11 172V171H10ZM30 172V171H29ZM43 173H45L46 174V172H44V171H42ZM57 172V171H56ZM81 172V171H80ZM174 172H176V171H174ZM12 173V172H11ZM42 173V174H43ZM70 173V172H69ZM76 173V172H75ZM79 173V172H78ZM185 173V172H184ZM218 173H220V172H218ZM222 173V172H221ZM220 173V174H221ZM225 173V172H224ZM4 174H6V172L4 173ZM3 174V175H4ZM45 174H43V175H45ZM62 174V173H61ZM124 174V175H123ZM166 174L168 175V177L166 176ZM182 172L181 171H179L178 170V172H177V174L175 175V176H173V178H171L170 180V182L169 183H167V180H165V179H163L164 180V192H162V193H160L161 194V197L163 198V200L166 202V204L168 203L170 206V208L169 209H173V208H175V210H176V213L177 214H181V213H184V211H182V210H185V208H186V210H187V208H193V206H196V205H194V203H193V201L196 203V202H198V204H199V201H202L203 202V200L205 199H201L200 200V194H202V192H201V189H202V187L203 188H208V191H206V193L207 192H209V197H208V200H210V209H212V211L215 209V210H217L218 208H220L219 206H220V202L222 201L221 199H222V196L224 197V198H229V197H226L227 196V193L226 192H228V190H227V187H226V183H227V185H228V182H227V178H226V174L225 175H223V176H221V177H216V174H215V178H213V177H209L208 175L206 176L205 175V180L204 181H202V180H200L199 181V184L197 183V184H195L194 186H190V185H188V184H185V183H182L183 182V180H182ZM219 174V175H220ZM12 175V174H11ZM57 175V174H56ZM81 175V174H80ZM84 175H85V173H84ZM187 175V174H186ZM186 175H185V177H186ZM222 175V174H221ZM260 175V174H259ZM13 176V175H12ZM39 176H40V174H39ZM163 176V175H162ZM187 176H189V175H187ZM203 176H201V177H203ZM3 177V176H2ZM1 177V178H2ZM40 177H42V176H40ZM40 177H39V180H45V177L43 178H41L40 179ZM59 177V176H58ZM155 177H156V175H155ZM6 178H7V176H6ZM68 178V177H67ZM84 178V177H83ZM151 178V177H150ZM184 178V177H183ZM26 179V178H25ZM47 179V178H46ZM234 179H236V178H234ZM256 179V178H255ZM7 180V179H6ZM9 180V179H8ZM40 181V182H46V181ZM48 180V179H47ZM52 180V179H51ZM73 180V179H72ZM233 180V179H232ZM85 182L86 184L87 183H89V182ZM50 182H52V181H50ZM58 182H59V179H58ZM65 182V181H64ZM67 182L69 183L70 181H68L67 180ZM157 182H159L158 180H157ZM36 183V182H35ZM47 183H49V182H47ZM77 183V182H76ZM238 183V182H237ZM55 184H56V182H55ZM93 184L91 185V189H92V191H93ZM118 184V185H117ZM153 184V183H152ZM160 184V182L159 183H157V185H159ZM206 184H208V186L206 185ZM37 185H39V184H37ZM36 185V186H37ZM44 185H47L46 183L44 184ZM49 185H50V183H49ZM67 185V184H66ZM143 185H144V187L146 186V190H145V188L143 189ZM154 185V184H153ZM152 185V186H153ZM17 186H19V185H17ZM56 186V185H55ZM69 186V185H68ZM79 186V185H78ZM202 186V187H201ZM47 188H48V185L46 186ZM54 187V186H53ZM2 188V187H1ZM25 188V187H24ZM38 188V187H37ZM39 188H42V186H40ZM46 188V189H47ZM75 188V187H74ZM88 188L90 189V186L88 185ZM87 188V189H88ZM67 189V188H66ZM156 189V188H155ZM154 189V190H155ZM160 189V188H159ZM29 190V189H28ZM48 190V189H47ZM50 190H51V188H50ZM81 190H82V188H81ZM234 190V189H233ZM260 190V189H259ZM49 191V190H48ZM48 191H47V194H48ZM52 191V190H51ZM71 191V190H70ZM72 191H73V189H72ZM200 191V192H199ZM204 191V190H203ZM40 192H42L41 191V189H40ZM39 192V193H40ZM60 192V191H59ZM68 192V191H67ZM91 192V191H90ZM100 192H102V191H100ZM233 192H235V191H233ZM29 193V192H28ZM27 193V194H28ZM38 193V194H39ZM103 193V192H102ZM126 193V194H125ZM26 194V195H27ZM69 194V193H68ZM225 194H226V196H225ZM230 194H232V193H230ZM17 195V194H16ZM19 195V194H18ZM24 195V194H23ZM23 195H21V197L23 196ZM49 195V194H48ZM72 195V194H71ZM90 195V194H89ZM203 195V194H202ZM12 196H13V194H12ZM61 196V195H60ZM84 196H86L87 197V195L86 194H84ZM127 196V195H126ZM211 196V197H210ZM228 196H229V194H228ZM11 197V196H10ZM9 197V198H10ZM18 197V196H17ZM31 197V196H30ZM158 197V196H157ZM233 196H231L230 198H232ZM27 197H25V199H26ZM32 198V197H31ZM41 198V197H40ZM207 198V197H206ZM229 198V200H231ZM11 199V198H10ZM13 199H15V198H13ZM29 199V198H28ZM124 199H126V201L124 200ZM129 199V198H128ZM161 199V198H160ZM234 199V198H233ZM8 200V199H7ZM12 200V199H11ZM70 200V199H69ZM86 200V199H85ZM85 200H84V202H85ZM123 200H124V202H123ZM162 200V199H161ZM29 201V200H28ZM41 201V200H40ZM52 201H54V200H52ZM73 201V200H72ZM186 201V202H185ZM205 201V200H204ZM11 202V201H10ZM21 202V201H20ZM25 202H26V200H25ZM29 202H31V201H29ZM93 202V201H92ZM98 202H100V201H98ZM123 202V203H122ZM201 202V203H202ZM227 202V201H226ZM229 203H230V201H228ZM231 202H233V200H231ZM235 202H237V201H235ZM27 203V202H26ZM32 203V202H31ZM86 203H87V201H86ZM86 203H85V205H86ZM162 203V202H161ZM187 203H188V205H187ZM207 203V202H206ZM22 204V203H21ZM28 204V203H27ZM26 204V205H27ZM52 204V203H51ZM68 204H70V203H68ZM78 204V203H77ZM80 204H82V203H80ZM91 204V203H90ZM99 204V203H98ZM102 204V203H101ZM100 204V205H101ZM163 204V203H162ZM205 203H203V205H204ZM29 205V204H28ZM32 205V204H31ZM38 205H39V202H38ZM53 205V204H52ZM52 205H49V206H51V208H52ZM59 205V204H58ZM97 205V204H96ZM159 205V204H158ZM157 205V206H158ZM208 205V204H207ZM226 205H227V203H226ZM231 205V204H230ZM229 205V206H230ZM236 204H234V206H235ZM19 206V205H18ZM45 206V208L46 207H48V206H46V205H44ZM73 206V205H72ZM88 206V205H87ZM90 206V205H89ZM131 206V205H130ZM160 206V205H159ZM158 206V207H159ZM228 206V205H227ZM233 206V205H232ZM253 206H255V205H253ZM28 208H30L29 206H27ZM40 207V205L38 206V208ZM77 207V206H76ZM76 207H74V208H72V209H75ZM79 207H81V206H79ZM84 206H82V208H83ZM115 207V206H114ZM128 207V206H127ZM156 207V206H155ZM207 207V206H206ZM251 207V206H250ZM21 208H23V207H21ZM44 208V207H43ZM135 208V207H134ZM196 208V207H195ZM204 208H205V205H204ZM226 208V207H225ZM232 208V207H231ZM249 208V207H248ZM247 208V209H248ZM254 208V207H253ZM257 208V207H256ZM3 209H4V212H6L7 211V213H13L14 214V210L12 211V210H10L8 207H7V205H4L3 206ZM64 209V208H63ZM71 209V210H72ZM84 209V208H83ZM93 209V208H92ZM153 209V208H152ZM160 209V208H159ZM164 209H167V208H165L164 207ZM46 210H48V209H46ZM56 210V209H55ZM70 210V211H71ZM90 210V209H89ZM95 210V209H94ZM116 210V209H115ZM141 210H142V212H141ZM149 210H151V209H149ZM258 210V209H257ZM125 211V210H124ZM163 211V210H162ZM219 211H220V209H219ZM248 211V210H247ZM15 212H17V211H15ZM21 212H22V210H21ZM48 212H50V211H48ZM77 213H79L78 211H76ZM89 212V211H88ZM87 212V213H88ZM118 211L116 210V213H117ZM128 211H126L125 213L126 214H130V213H132V212H128ZM200 212V211H199ZM204 212V211H203ZM19 213V212H18ZM37 213H39V211L37 212ZM40 213H42V212H40ZM61 214H62V212H60ZM101 214H102V212H100ZM104 213H103V215H104ZM115 213V214H116ZM119 213V212H118ZM162 213V212H161ZM169 213H170V211H169ZM169 213L168 214H166L167 216H169ZM173 213H174V211H173ZM187 213V212H186ZM207 213H208V210H207ZM228 213V212H227ZM259 213V212H258ZM35 214V213H34ZM47 214V213H46ZM71 214V213H70ZM97 214V213H96ZM101 214H99V215H101ZM120 214V213H119ZM119 214H116L115 216H117L118 217V215ZM154 214H155V212H154ZM213 214V213H212ZM230 214H232V213H230ZM234 214V213H233ZM11 215V214H10ZM15 215V214H14ZM29 215V214H28ZM164 215V214H163ZM165 215V216H166ZM184 215V214H183ZM208 215H210V214H208ZM221 215V214H220ZM6 216H8V215H5V218H6ZM12 216V215H11ZM62 216H63V214H62ZM65 216V215H64ZM84 216V215H83ZM87 216V215H86ZM134 216V215H133ZM159 216V215H158ZM213 216V215H212ZM2 217V216H1ZM12 217H14V216H12ZM19 217H21V216H19ZM30 217V216H29ZM32 217V216H31ZM40 217V216H39ZM74 217H76V216H74ZM79 217H80V215H79ZM95 217H97L98 218V216H95ZM129 217H131V216H129ZM149 217H151V216H149ZM194 217H198V215L197 214H195V212H194V214H192V218L194 219ZM208 217V216H207ZM220 217V216H219ZM218 217V218H219ZM230 217H232V216H230ZM10 218V217H9ZM9 218H8V220H9ZM15 218V217H14ZM13 218V219H14ZM50 218V217H49ZM54 218V217H53ZM66 218V217H65ZM82 218V217H81ZM116 218V217H115ZM119 218L120 217H118V219L117 220H119ZM163 218H164V216H163ZM166 218V217H165ZM211 218V217H210ZM222 217H220V219H221ZM254 218V217H253ZM38 220H39V218H37ZM64 219V218H63ZM86 219V218H85ZM88 219V218H87ZM93 219V218H92ZM159 219H160V217H159ZM176 219V218H175ZM257 219V218H256ZM263 219V218H262ZM2 220V219H1ZM15 220V219H14ZM37 220V221H38ZM66 220V219H65ZM69 221L71 220V219H68ZM77 220V219H76ZM103 220V219H102ZM107 220V219H106ZM207 220V219H206ZM216 220V219H215ZM252 220V219H251ZM258 220H259V218H258ZM17 221V220H16ZM18 221H19V219H18ZM17 221V223H19ZM41 221H42V219H41ZM41 221H40V225H41ZM72 221V220H71ZM73 221H74V219H73ZM91 221V220H90ZM96 221V220H95ZM94 221V222H95ZM115 221H116V219H115ZM114 221V222H115ZM123 220H121L120 219V221H118L119 223H121ZM139 221V220H138ZM165 220H163V222H164ZM224 221V220H223ZM7 221H4V223H6ZM62 222V221H61ZM74 222H76V221H74ZM106 222V221H105ZM109 222H111V219H110V221ZM210 222H211V220H210ZM209 222V223H210ZM253 222V221H252ZM252 222H250V223H252ZM259 222V221H258ZM9 223V222H8ZM27 223H29V227L31 228V226H30V223H31V221L29 222V218H27ZM27 223L25 224V225H27ZM50 223V222H49ZM77 223V222H76ZM85 223V222H84ZM98 223V222H97ZM100 223V222H99ZM196 223H197V221H196ZM203 223H205V222H203ZM219 223V222H218ZM225 223V222H224ZM249 223V224H250ZM22 224V223H21ZM35 224H38V223H35ZM35 224H33V225H35ZM47 224V223H46ZM61 224V223H60ZM68 224V223H67ZM80 224V223H79ZM88 224H89V222H88ZM93 224V223H92ZM123 224H124V221H123ZM212 224V223H211ZM226 224V223H225ZM264 224V223H263ZM18 225V224H17ZM20 225V224H19ZM24 225V226H25ZM39 225V224H38ZM91 225V224H90ZM94 225V224H93ZM105 225H107V223L105 224ZM115 225V224H114ZM119 225V224H118ZM125 225L123 226L122 225V227H125ZM162 225H163V223H162ZM203 225V224H202ZM209 225V224H208ZM214 225V224H213ZM22 226V225H21ZM28 226V225H27ZM65 227H66V225H64ZM63 226V227H64ZM69 226V225H68ZM67 226V227H68ZM81 226V225H80ZM98 226V225H97ZM109 226V225H108ZM159 226H161L160 224H159ZM185 226V225H184ZM215 226V225H214ZM228 226V229H231L232 227H233V220L232 219H230L229 220V224L227 225ZM241 226V225H240ZM243 226V225H242ZM65 227H64V229H65ZM186 227V226H185ZM191 227V226H190ZM247 227V226H246ZM24 228V227H23ZM28 228V227H27ZM33 228V227H32ZM31 228V229H32ZM36 228V227H35ZM118 228V227H117ZM119 228H120V226H119ZM161 228H162V226H161ZM192 228H193V226H192ZM197 228V227H196ZM214 229H216V228H219L218 226L215 228V227H213ZM222 228H223V226H222ZM10 229V228H9ZM12 229V228H11ZM17 229V228H16ZM30 229V230H31ZM42 229V228H41ZM81 229H83L82 227H81ZM87 229V228H86ZM144 229V228H143ZM185 229V228H184ZM238 229V228H237ZM237 229H236V231H237ZM33 230H34V228H33ZM33 230H31V231H33ZM66 230V229H65ZM69 230V229H68ZM91 230V229H90ZM99 230V229H98ZM146 230V229H145ZM193 230V229H192ZM238 230H241V231H237V234L235 235L236 237L235 238H233L232 240H231V243H230V250H227V248H226V246L225 247H222V245H221V247H222V250H219L220 252H218L217 250H216V252H212V251H209L208 253H210L209 255V258H207V261H206V263H203V264H224V262H225V264L228 262V263H231V259H229V256H230V258H231V255H229V253L230 254H233L232 252H233V250L235 251L236 249H235V247H234V245H235V243H237V242H239L238 240H241V239H245L246 237H248V234L246 233V230L247 229H245V228H241V229H238ZM250 230H251V228H250ZM10 231V230H9ZM8 231V232H9ZM36 231H38V229H36ZM83 231V230H82ZM87 231V230H86ZM105 231H106V229H105ZM115 231H116V229H115ZM194 231V230H193ZM205 231V230H204ZM212 231V230H211ZM219 231V230H218ZM223 231V230H222ZM13 232V231H12ZM29 232V231H28ZM34 232H35V230H34ZM51 232V231H50ZM72 232V231H71ZM107 232H108V229H107ZM111 232V231H110ZM116 232H118V231H116ZM159 232V231H158ZM161 232V231H160ZM202 232V231H201ZM201 232H200V234H201ZM217 232V231H216ZM235 232V231H234ZM239 232V233H238ZM264 232V231H263ZM2 233V232H1ZM10 233H11V231H10ZM18 233V232H17ZM45 233V232H44ZM69 233V232H68ZM74 233L77 235V237L78 236H80V231H78V230H76V231H74ZM82 234L81 235H85V234H83V232H81ZM194 233V232H193ZM193 233H192V235H193ZM206 233V232H205ZM220 233H221V231H220ZM223 233V232H222ZM250 233V232H249ZM8 234V233H7ZM12 234V233H11ZM52 234V233H51ZM64 234V233H63ZM199 234V233H198ZM203 234V233H202ZM218 234V233H217ZM20 235V234H19ZM107 235V234H106ZM117 235V234H116ZM142 235V236H141ZM188 235V234H187ZM222 235V234H221ZM1 236V235H0ZM15 236V235H14ZM40 236V235H39ZM38 236V237H39ZM63 236V235H62ZM73 237H74V234L72 235ZM90 236V234H88L86 237L88 238ZM107 236H109V235H107ZM110 236H111V234H110ZM114 236H115V233H114ZM119 236H121V235H119ZM197 237H198V235H196ZM261 236V235H260ZM24 237V236H23ZM42 237V236H41ZM54 237V236H53ZM66 237H68V235H66ZM86 237H84V238H82V241H81V243H80V245H78V246H75V247H73V251H74V254H72L71 256H73L74 255V258H73V264H99V262H98V260H96L95 258V260L93 259V257H91V256H89L88 255V253H86L87 251L85 250L88 246H86ZM112 237V236H111ZM125 237V236H124ZM157 237V236H156ZM155 237V238H156ZM160 237H161V235H160ZM206 237V236H205ZM221 237V236H220ZM25 238V237H24ZM37 238V237H36ZM42 238H44V237H42ZM55 238L56 237H54V240H52L51 238V240L52 241H55ZM108 238V237H107ZM148 238V237H147ZM194 238V237H193ZM210 238H212V236L210 237ZM232 238V237H231ZM23 239V238H22ZM57 239H58V237H57ZM57 239H56V241H57ZM165 239H166V237H165ZM197 239V238H196ZM199 239V238H198ZM197 239V240H198ZM3 240V239H2ZM21 240V239H20ZM44 240V239H43ZM73 240V242H72V245H73V243H74V239H72ZM105 240L106 239H104L103 238V234L101 235H98V234H94V236H93V238H92V244H94V243H96V244H98V246H103V245H105ZM110 240V242H111V239H109ZM187 240V239H186ZM205 240V239H204ZM224 240V239H223ZM230 240V239H229ZM246 240V239H245ZM259 240H261V239H259ZM50 241V240H49ZM123 242H124V240H122ZM152 241H153V237H152ZM193 241V240H192ZM201 241V240H200ZM199 241V242H200ZM208 241V240H207ZM226 241V240H225ZM26 241H24V243H25ZM29 242V241H28ZM70 242V241H69ZM118 242H119V240H118ZM245 242V241H244ZM10 243V242H9ZM42 243V242H41ZM48 243H50V242H48ZM54 243V242H53ZM56 243V242H55ZM148 243V244H147ZM187 243V242H186ZM191 243V242H190ZM208 243V242H207ZM255 243V242H254ZM263 243V242H262ZM2 244H3V242H2ZM11 244V243H10ZM70 244V243H69ZM147 244V245H146ZM198 244V243H197ZM240 244V243H239ZM16 244H14V246H15ZM43 245H44V243H43ZM95 245V244H94ZM154 244H152V246H153ZM159 245V244H158ZM258 245H259V243H258ZM52 246V245H51ZM90 246V245H89ZM97 246V247H98ZM155 246V245H154ZM198 246V245H197ZM239 246V245H238ZM248 246V245H247ZM257 246V245H256ZM47 247H48V245H47ZM54 247H56V246H54ZM68 247V246H67ZM186 247H189L188 245L186 246ZM236 247H237V245H236ZM259 247V246H258ZM10 248H12V247H10ZM19 248V247H18ZM17 248V249H18ZM49 248H50V246H49ZM249 248V247H248ZM256 248V247H255ZM25 249V248H24ZM40 249V248H39ZM38 249V250H39ZM55 249V248H54ZM59 249V248H58ZM186 249V248H185ZM219 249V248H218ZM229 249V248H228ZM8 250H11V249H9L8 248ZM60 250V249H59ZM1 251V250H0ZM5 251V250H4ZM22 251H23V249H22ZM29 251V250H28ZM41 250H39V252H40ZM169 251V252H168ZM199 251V250H198ZM206 251H208V250H206ZM222 251L224 252V253H222ZM237 251V250H236ZM255 251V250H254ZM261 251V250H260ZM6 252V251H5ZM14 252V251H13ZM97 252V251H96ZM229 252V253H228ZM9 253H11L10 251H9ZM51 253V252H50ZM68 253V252H67ZM156 253V252H155ZM167 253H171L172 254V256L170 257H167ZM220 253H222V254H220ZM36 254V253H35ZM41 254V253H40ZM60 254V253H59ZM69 254V253H68ZM150 254V253H149ZM148 254V255H149ZM198 254V253H197ZM256 254L257 255H259V253H257L256 252ZM256 254H254V255H256ZM53 255V254H52ZM62 255V254H61ZM60 255V256H61ZM66 255V254H65ZM97 255V254H96ZM174 255V256H173ZM253 255V256H254ZM51 256V255H50ZM70 256V257H71ZM95 256V255H94ZM112 256V255H111ZM114 256V255H113ZM205 256V255H204ZM18 257V256H17ZM47 257V256H46ZM49 257V256H48ZM67 257V256H66ZM65 257V258H66ZM154 257H156V258H154ZM165 257H167L166 259H165ZM45 258V257H44ZM43 258V259H44ZM61 258V257H60ZM113 258V257H112ZM260 258V257H259ZM3 259V258H2ZM1 259V260H2ZM6 259V258H5ZM13 259V258H12ZM39 259V258H38ZM40 259H42L41 257H40ZM42 259V260H43ZM54 259V258H53ZM69 258H67V260H68ZM142 259V262H140V260ZM252 259V258H251ZM46 260V259H45ZM55 260V259H54ZM57 260V259H56ZM165 260V261H164ZM234 260V259H233ZM7 261V260H6ZM66 261V260H65ZM72 261V260H71ZM112 261H113V259H112ZM164 261V262H163ZM183 261V260H182ZM195 261H196V259H195ZM254 261V260H253ZM1 262V261H0ZM10 262V261H9ZM46 262V261H45ZM57 262H58V260H57ZM60 262V261H59ZM70 262V261H69ZM102 262H105V261H102ZM24 263V262H23ZM34 263V262H33ZM52 263H53V261H52ZM67 263V262H66ZM111 263V262H110ZM186 263V262H185ZM184 263V264H185ZM200 263V262H199ZM12 264V263H11ZM36 264V263H35ZM49 264H51L50 262H49ZM56 264V263H55ZM63 264V263H62ZM170 264H171V262H170ZM201 264V263H200ZM264 264V263H263Z\"/></svg>", "mask_w": 264, "mask_h": 264}, {"label": "crops", "instance_id": "3", "mask_svg": "<svg viewBox=\"0 0 264 264\" xmlns=\"http://www.w3.org/2000/svg\"><path fill=\"white\" fill-rule=\"evenodd\" d=\"M64 119L65 118L62 115V112H59V115L57 116L56 120H57V125H59L60 128L62 127ZM78 119H79V115L77 113L76 116L73 118L74 125L72 128L78 132H81L82 126L79 125ZM64 121H66V119ZM39 137H40V135L32 134L29 136V138L26 141L21 142L20 144L16 145L15 147L13 146V148L9 147V146L5 147L6 148L5 149L6 150L5 157L7 156L6 158L3 157V153L0 154V164L4 163L1 166L2 167V173H0V209H2L4 205H7V207L10 210H12V211L14 210L13 211L15 214L14 217L17 219V221L19 219V221H18L19 223H17L18 227L22 228V233L19 235L20 239L23 240L22 244L25 246H38L40 248L39 250H41L40 252H39V250H37L38 251L37 254H38V258H39L38 260L40 262L46 261V263L49 264V262L52 263V261H53L52 264H55V263L56 264H62V263L63 264H73L74 255L71 256L72 254H74L73 247L80 245L82 238H84L88 234H90V236L88 238L86 237V243L85 244H86V246H88L85 249L87 251L86 253H88L89 256L93 257V259L96 257L95 259L98 260L99 264H114V262L118 258L117 254L115 253L116 247L117 246L119 247V246L124 245V244L126 245V242L128 241L127 234L125 231L126 230L125 219L127 217L131 219V218H134L136 216L135 210L137 209L138 205L141 204V199L139 197L135 198L133 195H129V191L131 188L129 186L127 189L128 190L127 194L125 193L127 196L126 195L123 196V198L127 199V202L124 204L125 207H124L123 211L118 210V207H117L118 206V200H116V201L112 202V205H113L112 210L114 208L113 216H111V215L107 216L106 211H105V213H104V210L102 211V208L108 203V201L106 202L104 199L105 193L102 190V187H100V186L96 187L95 184H93V182H90V180L89 181L87 180L88 179L87 178V172H89V171L92 172L95 170H96L95 172H97V171L100 172L101 169L104 168V166L108 165V158L109 157L105 154V152H103L106 150V147L104 148V150H101L100 154H102L103 156L102 155L100 156V154L96 155V153L94 155V149L89 145H87L88 146L87 147L86 143H84V146H83L84 148L82 147V145L80 146V144H78L79 147L76 144L77 147L75 148V146H74L75 143H73L71 141H68V140L58 141V140L54 139L51 141L47 140V142H46V143H48V146H47L46 144H44L45 141L42 140V135L40 138ZM51 144H52V146H51ZM42 145L43 146L46 145V148L43 147ZM70 146H71V149H69ZM27 147H29V148H27ZM11 149H12V151H11ZM51 149H52V151H50ZM74 149L76 151H74ZM47 151H49V152H47ZM72 151H74L76 153V155L78 154L79 157L78 156H77L78 158L75 157L76 155L72 154ZM91 151H93V153ZM11 153H12V155H11ZM94 156H96V157L94 158ZM84 157H85V159H84ZM86 157L88 158V160ZM82 159H83V161H82ZM38 163H40V164L37 165ZM64 163H66V164H64ZM6 166L8 168H6ZM72 166H73V168H72ZM87 167L88 168L91 167V169L90 170L88 169V171H87ZM75 168L76 169L78 168V169L76 170ZM7 169L10 170L12 173L10 171H8ZM54 170H56L57 172ZM42 171L46 172V174L43 173ZM5 172H6V174H4ZM42 173L45 175H43ZM84 173H85V175H84ZM39 174L42 177L44 176L45 180H42L41 179L42 177H40ZM6 176H7V178H6ZM39 177L42 181H46V182H40L41 180H39ZM58 179H59V182H58ZM67 180L70 182L68 183ZM50 181H52V182H50ZM87 181L89 183L86 184L85 182H87ZM47 182H49L50 185ZM55 182H56V184H55ZM45 183L48 185V188L46 187L47 185H44ZM37 184H39V185H37ZM92 184H93V186H92L93 191L91 189ZM17 185H19V186H17ZM88 185L90 186V189L88 188ZM40 186H42V188H39ZM50 188L52 191L50 190ZM81 188H82V190H81ZM40 189L42 192H40ZM72 189H73V191H72ZM47 191H48L49 195L47 194ZM100 191H102L103 193ZM12 194H13V196H12ZM84 194H86L87 197L84 196ZM21 195H23V196L21 197ZM25 197H27V198L25 199ZM13 198H15V199H13ZM126 199H124V200L126 201ZM25 200L29 205L25 202ZM28 200L31 201L32 203L29 202ZM52 200H54V201H52ZM84 200H85V202H84ZM124 200H123V202H124ZM86 201H87V203H86ZM98 201H100V202H98ZM38 202L40 205L39 208H38V206H39ZM68 203H70V204H68ZM80 203H82V204H80ZM85 203H86V205H85ZM44 205H46L48 207L45 208ZM49 205H52V208ZM27 206H29L30 208H28ZM79 206H81V207H79ZM82 206H84L83 207L84 209L82 208ZM21 207H23V208H21ZM74 207H76V208L72 209ZM46 209H48V210H46ZM115 209L120 214L118 212L116 213ZM21 210H22V212H21ZM15 211H17V212H15ZM38 211H39V213H37ZM48 211H50V212H48ZM76 211H78L79 213H77ZM126 211H128L129 213L130 212H132V213L126 214L125 213ZM40 212H42V213H40ZM60 212H62L63 216ZM100 212H102V214ZM141 212H142V210H141ZM103 213H104V215H103ZM115 213L119 214L118 215V217H120L119 220H117L118 217L115 216L116 215ZM99 214H101V215H99ZM79 215H80V217H79ZM146 215H149V214H146ZM19 216H21V217H19ZM74 216H76V217H74ZM95 216H98V218ZM129 216H131V217H129ZM27 218H29V222L31 221L30 226L32 225L31 228L33 227L35 232H34L33 228L31 229L29 227V223H27ZM37 218H39V220ZM41 219H42V221H41ZM68 219H71L72 221L71 220L69 221ZM73 219L77 223L74 222ZM110 219H111V222H109ZM115 219H116V221H115ZM120 219L124 221V224H123V221L121 223L118 222V221H120ZM40 221H41V225H40ZM88 222H89V224H88ZM26 223L28 226L25 225ZM35 223H38L39 225L35 224ZM106 223H107V225H105ZM135 223L137 226H139V224H141V223H143L142 226H145V227H143L144 229L142 228V233H141L142 235L146 234V232H144L145 229L146 230L150 229V223H149V225H147V223H145V221H143V219L139 218L135 221ZM33 224H35V225H33ZM64 225H66V227ZM122 225L123 226L125 225V227H122ZM63 226L65 227L66 230L64 229ZM119 226H120V228H119ZM81 227L83 229H81ZM30 229L33 231H31ZM36 229H38V231H36ZM105 229H106V231H105ZM107 229H108V232H107ZM115 229L118 232H116ZM76 230L80 231V236H78V237L74 233V231H76ZM81 232H83V234H85V233L86 234L81 235L82 234ZM114 233H115V236H114ZM73 234H74V237L72 236ZM94 234H98V235L103 234V238L106 239L105 245L98 246V244H96V243H94L95 245L92 244V238H93ZM106 234L109 236H107ZM110 234L112 237L110 236ZM66 235H68V237H66ZM119 235H121V236H119ZM41 236L44 238H42ZM53 236L56 237L55 241H52V240H54ZM57 237H58V239H57ZM56 239H57V241H56ZM72 239H74L73 245H72V242H73ZM109 239H111V242ZM118 240H119V242H118ZM122 240H124V242ZM24 241H26V242L24 243ZM48 242H50V243H48ZM43 243H44V245H43ZM47 245H48V247H47ZM49 246H50V248H49ZM54 246H56V247H54ZM40 257L42 259L44 257L45 258L42 260V259H40ZM67 258H69V259L67 260ZM56 259L58 260V262ZM112 259H113V261H112ZM102 261H105V262H102Z\"/></svg>", "mask_w": 264, "mask_h": 264}]
</instances>
